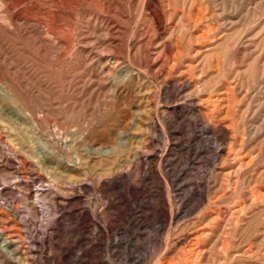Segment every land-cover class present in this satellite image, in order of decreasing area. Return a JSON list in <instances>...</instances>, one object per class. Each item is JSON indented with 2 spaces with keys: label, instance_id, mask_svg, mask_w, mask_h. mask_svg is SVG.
Wrapping results in <instances>:
<instances>
[{
  "label": "bare ground",
  "instance_id": "6f19581e",
  "mask_svg": "<svg viewBox=\"0 0 264 264\" xmlns=\"http://www.w3.org/2000/svg\"><path fill=\"white\" fill-rule=\"evenodd\" d=\"M118 2L0 0V100L15 108L24 121H28L26 128L43 140L44 153L54 165L53 168L45 166L30 146L24 131L16 127V123L0 117V129L7 132L13 141L12 146L9 145L12 156L0 150V174L6 180H15L8 187L0 184V208L5 206L12 213V217H8L0 210V245L6 251L0 249V264H26L29 262L28 257L39 254L37 247L40 243L26 241L27 238L21 234L24 232L25 236L26 232L20 230L24 229V225L33 227V216L42 207H46L47 220L39 227L41 242H49L52 233L61 230V220L70 219L72 221H68L70 223H66V227L75 233L81 232V236L88 233V228L91 229L85 247L93 250L107 236L104 229L110 234L114 230L115 222L110 217L119 207L124 212L144 213L140 200L145 187L157 185L158 176L154 169L158 173L160 169L163 170L162 158L154 165L157 159L154 137L157 134L165 135V131L170 138V142H167L174 148L181 147L189 165L193 166L196 161L201 163L208 154L216 163L219 162L217 169L208 174H217L219 182H213L216 184L212 186L206 182L205 187L194 182L191 184L192 193L199 194L203 205L205 203L208 207L204 212V221L207 223L198 228V221L197 224L191 221L180 229L179 234L185 232L186 227L192 229V232L175 238L174 258L167 260L172 249L166 245L154 264H264V235L257 237V240L260 237L263 240L257 242V246L248 243L240 248V244L232 243L226 237L227 234L224 236L222 232L223 237H220L217 245L213 244L215 248L208 249L203 245L205 241L202 232L206 234L205 231L214 229V225L221 221L224 230H229L231 226L238 229L245 214L258 217L254 213L258 211L256 207L264 204V187L249 184L248 189L242 191L239 188L242 184L237 180L245 172L244 169L253 163L251 157L245 154L249 148L245 129L236 120L239 110L234 99L238 81L236 83L232 76L214 90L199 85L206 71L203 66L199 68L202 60L198 65L197 59L216 45L215 39L219 36L217 28L207 24L209 17L201 13V10H206L208 0L188 1L185 23L181 28L168 22L174 12L168 10L179 0H125L134 15L136 27L143 35L151 27L156 36H167L161 45L162 49L158 48L165 52V59H161L163 61L160 63L146 60L150 65L147 63L141 70L151 72L152 79L159 84L158 95L163 99L164 106L172 98L177 104L164 107L160 113L154 110V113L147 115L142 114L139 107L130 106V102L137 100L142 92L145 82V78L141 77L143 72L141 74L133 70L128 43L125 55L115 52L117 49L113 35L120 30L116 6ZM92 9L96 14L91 13ZM87 25L97 29L102 40L98 46L94 42L95 35L86 32ZM190 30L194 34L187 36ZM230 40L234 45L239 44L237 38ZM74 61L80 62L81 66L83 64L82 68L85 65L88 70L67 69L66 65ZM102 91V99L97 105L91 108L85 105L91 94L98 96ZM42 93L48 96L45 98ZM127 101L129 108L124 109L123 105ZM35 117L54 126V136L60 143L57 149L52 148L43 128L36 130L34 125L31 126L30 122ZM56 118H63L60 121L64 125H58ZM181 135L183 138L177 137ZM128 155L140 171H137L136 182H129L133 175L125 169L123 160ZM169 184L172 185V182ZM155 188L152 194H155L158 208L152 217L156 219L163 216L169 221L178 219L182 209L179 205L180 190L176 187L164 197L161 190ZM203 191L206 197L202 196ZM15 192L20 194L19 198L7 205L1 203L3 196ZM231 200L233 203L228 205L230 202H227ZM170 203L178 205L173 210ZM222 205L224 209L219 207ZM259 212H262L260 208ZM101 223L107 224L104 229ZM260 224L264 230V219ZM116 238L106 244L111 250L116 248ZM128 248L121 255L122 261H127L131 255ZM214 250L219 255L217 258L213 256Z\"/></svg>",
  "mask_w": 264,
  "mask_h": 264
},
{
  "label": "rangeland",
  "instance_id": "374dc122",
  "mask_svg": "<svg viewBox=\"0 0 264 264\" xmlns=\"http://www.w3.org/2000/svg\"><path fill=\"white\" fill-rule=\"evenodd\" d=\"M116 1L117 2L119 1L116 6H117L118 13H119L118 16L120 17L118 18V24L120 26V30L119 32L114 33L113 35V41H114V44H116L115 47L117 49L115 50V52H117L118 54L120 53V55H125L126 50H127L125 49V47H126V44L128 43L127 44L128 49L131 52L130 63L132 65V68L135 71L138 70L137 72H140L141 74L143 72L141 77L145 78L143 79V82L144 81L145 82L143 83L142 92L140 93L137 100L130 102V106L139 107L140 112L141 113L143 112L142 114L144 115H147L149 113H154V110H156L157 113L158 112L160 113L164 109V107H173L174 105L177 104V102H174V99L172 98L169 100L168 102L169 104L164 106L163 99L159 97L158 95L159 84L155 82L154 79H152L151 72L147 70L145 71L141 70L145 68V65L148 62L160 63V61H163L165 59L166 54L163 50H161L162 49L161 45L164 44V39H166L167 36H164V37L156 36L155 34H153L154 32L151 27L147 29V32H146L147 35L146 34L143 35V32L142 31L140 32L139 29L136 27L134 15L132 14V11H130L128 7L126 6L125 0H116ZM188 1L189 0H179V2L176 5H172L170 7L168 11L170 13L174 11L172 13L173 14L172 18L168 20V22L170 21V25L176 24L175 26L177 28H181L182 25H184L186 13H187L186 5ZM91 13H93V15L96 14V12L93 9L91 10ZM201 13L203 16L206 15L207 17H209L207 24L212 26L214 29L217 28L216 32L218 33L219 36L216 37L215 39L216 45L210 51H208V53L201 55V57L199 56L201 59L200 58L199 60L197 59L196 63H198V65L201 62L200 60H202V63L199 65V68L203 66L204 69L203 67L202 69L204 70V72L206 71V75H207V76L205 75V78L200 82L199 85L201 87L204 86L203 88L207 90H210V89L214 90L219 85H221L220 84L221 82L225 81L226 79L232 76H234V78L236 79V83L238 81L236 96L234 99L235 103L238 106V110H239V117L236 120L241 124L242 128L245 129L244 130L246 134L245 138H247L246 139L248 143L247 147H249L247 148L248 153L245 152V154H248L246 156L251 157L253 163L251 164L252 166H250L252 169L250 167L248 169H244L245 172H243L237 180L238 182L240 181L239 183L242 184L239 187L240 190L242 191L247 190L248 189L247 187L249 184L250 185L255 184L260 187H264V0H208V3L206 5V10L205 9L201 10ZM180 17H183V18L180 19ZM174 18H177V19L174 20ZM87 26L88 27L85 26L86 32L92 33L93 36L95 35L94 37L96 40L94 42H96L97 43L96 45L98 46V44L101 43L102 40L101 38H99L98 33L96 32L97 29H94V28L92 29L93 27L92 25H87ZM191 33L194 34V32L190 30L187 36L193 35ZM128 36H130L131 38ZM233 38L239 39V44L234 45L235 43L231 42L230 40ZM158 48H161V49H158ZM158 54L159 55L161 54V55L159 56ZM78 57L80 56H77V58ZM214 59H217V60L215 61ZM146 60L148 62H146ZM75 62L77 61H74L73 64L70 63L66 65V68L67 69H70V68L77 69V70L84 69V68L87 69L85 65L82 68L83 64L81 66L80 62H77V63ZM148 65L150 64L148 63ZM214 65L215 67L213 68ZM101 93L102 94L98 96L91 94L88 97V99H86L88 103L85 105L90 108L97 105L101 101L102 99L101 95H103L104 91H102ZM42 96L46 98L48 95L46 93H42ZM35 101L37 100L35 99ZM87 101H85V103ZM126 103L123 105L124 109L129 108V105H128L129 102L127 101ZM6 106L7 105L0 100V117L2 119L3 118L7 120L9 119V122L11 123H16L14 125L15 126L17 125L16 127L21 128L24 131L25 136L30 146L37 154V157L39 158V160L43 162L45 166L49 168H53L54 166L53 162L50 161L46 157V154L44 153L43 140H41L39 135H35L34 133H32L26 128L27 126L26 123L28 121H24V119L18 114L17 110L15 111V108H12L9 106L6 107ZM35 110L37 109L35 108ZM39 118L35 117L34 118L35 121L33 119L32 120L33 122H30L32 123L31 126L34 125V128L36 130L43 128L46 134V137L48 138L50 142V145H52L53 149H57L60 146V143L57 141V139L54 136L55 135L54 126L52 124L51 125L47 124L45 120H43L42 118L41 120ZM62 119L56 118V122L58 125L59 124L64 125V123H62L63 121ZM35 124L38 127L35 126ZM138 135H140V133H138ZM177 137L181 138L182 135L177 136ZM154 141L155 143L153 146L157 152L156 154L157 159L154 165L155 166L157 165V160L159 158H162L163 163H164V164L162 163L163 170L160 169L159 173L158 171H156V169H154V172L158 176V183L155 187H157L158 190L159 189L161 190V193L163 194L164 197H167L166 195H169L170 190L172 189L175 190L178 188V190H180L179 191L180 192L179 193L180 194L179 205L181 206L182 209H181V213L178 219L169 221L165 219L163 216H160L156 219L152 217L154 216V212L158 208V203L155 198V194H152L154 193L155 191L154 189L156 188L154 186L148 185L145 187V193L144 195H142V198L140 200V203L143 205L145 212L144 211H143L144 213L138 212V214H137V211H134L133 213L124 212L119 207L118 210L113 212L114 215L110 217L111 220L115 222L114 224L115 226L113 228L114 230H112L111 234L110 232L107 233L108 232L106 231L107 229L106 230L104 229V225H107V224L103 225L101 223L100 226L102 227V229H104V232H106L107 238L104 237L102 242L95 248V250H93V249H89L85 247V245L87 246V241L85 240H88L90 238L91 229L89 230L88 228L86 231L88 233H85V235L83 234L81 236L80 235L81 232L75 233V231L69 230V228L66 227L72 221L70 219L61 220L62 222V223L60 222V226L62 225L61 230L59 229L56 232H53L52 233L53 236H51L52 239H50L49 242L47 243L41 242L40 241L41 229L39 227L45 224L47 220L46 219L47 218L46 207H42L38 210V213L35 214L36 216L35 215L33 216V219H32L33 227H30L29 225L23 226V224L21 225V223L19 222V219L15 218L16 222L17 223L19 222L18 224L24 227V229L20 231L21 232L25 231L26 232L25 236H24V232L23 233L20 232V233L22 234L23 237L27 238L26 241L28 242L35 241L38 244L40 243L43 245L42 246L39 244L41 247L38 245L37 253L39 252V254L33 255L32 256L33 258L31 256L28 257L27 261L29 262L26 264H68V263L69 264L70 263L71 264H74V263L75 264H94L95 262L96 264H99V263L100 264H127V263L128 264H146V263L154 264L155 260L158 257H160V255H162L163 248L166 245H168L169 249H172L169 252V255L167 256V260L174 258L175 252H173L174 250L173 241L175 240V238H177L181 234L186 235L192 232L191 231L192 229H190L189 227H186L185 232L179 234L180 229L185 227L191 221L196 222V224L198 221V224H197L198 228H202L207 223L206 220L204 221L205 219L204 212L206 211V209L208 210V207L207 205H205V203L203 205V202H202L203 199L199 198V194L194 195V193H192L193 186L191 184L194 182L196 184L197 183L202 184L203 187H205L206 182H210V186L218 183L219 178L217 177V174L215 175V173H211L210 176H208V174H210L211 171H214L217 169L219 162L216 163L213 160L212 156L208 154L205 157V159L202 161L203 163L196 161L193 166L189 165V160L187 156L185 155V152L181 151V147L174 148L171 145V143H168L170 142V138L168 137L166 131H165V135L157 134L156 137H154ZM11 144H13V141L11 140L8 133L0 129V148H1L0 150L1 152L5 155L9 154L8 156H12L13 153L11 149H9L12 146ZM129 156L130 155H128V157ZM128 157L126 160L124 159L123 161L125 163L126 171L128 170V172H130V174L133 175L131 179L129 180V182L131 181L136 182L137 180L136 174H137L138 168H137L136 163H133L131 161V156L130 158ZM165 161H167L166 164H165ZM14 162L17 165L16 167L19 168L17 161L14 160ZM258 172L260 173L258 174ZM138 173H140V171H138ZM165 173L167 175H165ZM1 175L2 174H0V184L3 183L2 184L3 186L8 187V184H10V182L11 183L15 182V180H10V179L6 180V178H4V175L2 176ZM204 175L206 177L204 180H202L203 179L202 177ZM243 175L244 177L242 178ZM255 176H257L258 178ZM4 180L7 183H5ZM252 181L254 182L252 183ZM29 182L31 181L29 180ZM169 182H172V185H170ZM213 182H216V183H213ZM9 188L13 189V187L11 186ZM199 191H201V188L199 189ZM19 196L20 194L17 192L13 194L5 195L1 198V203L2 204L4 203V205L10 204L15 199L19 198ZM202 196L206 197V192L203 191ZM232 203H233L232 200L227 202L228 205H231ZM176 205L178 204L170 203V207L173 210L175 209ZM20 207L22 206L20 205ZM219 207L222 209L225 208L223 205ZM256 208L258 209L257 211L258 213L256 211L254 213L255 215L258 214V217L255 216L253 218V216L245 214V216L241 218L242 221L240 222L242 223H239L238 229L231 226L229 230H226V229L224 230L223 228L224 224H223V221H221L214 225V229H211L210 231H205L206 234L202 232L203 234L202 238H204L203 240L205 241L203 245H205V247L207 246L208 249L215 248L214 245H217L218 243L217 241L220 239V237H223L222 232H224V236H226L227 234L226 237L228 238V240L231 239L232 243L236 242V244L237 243L240 244L239 245L240 248L245 247L248 243H251L253 246H257L259 244L257 242L263 241L261 240L262 239L261 237L258 238L259 240L258 241L257 237L264 235L263 227L260 224L261 220L264 219V213H263L264 204L260 206L258 205ZM259 208L262 212H259ZM42 209L44 210V213ZM0 210L3 211V213L7 214L8 217H12V213L5 206L1 207ZM252 219L254 220V224H253ZM63 223L65 224L68 223V224L65 225ZM62 227H63V230H62ZM257 228L259 229V231ZM256 229H257V232H256ZM68 230L71 233L68 232ZM219 230H221V233ZM216 231H219V232L216 233ZM260 231L262 232V234ZM207 232H209L210 234L209 236H207ZM218 233L221 236H219ZM55 235L57 237H55ZM74 235H76V237ZM115 237L118 238V239L116 238L118 242L116 244V248L111 250L110 248L107 247L106 244L108 242H111V240H114ZM30 238L33 240H31ZM53 239H55V241ZM232 239L236 241H233ZM78 242L79 244L77 245ZM82 246L85 247V249L82 248ZM127 247H129L127 250L129 251L128 253H130L132 256L129 255V257L127 258V261H122L121 255L125 252V249ZM0 249H2L1 251L3 252L5 251L2 245H0ZM80 250L82 251L79 252ZM212 253H213L214 258H217L219 256L216 250L212 251ZM116 255H117V259L115 257ZM112 256L115 258H113ZM32 261L33 263H31ZM75 261H77L78 263Z\"/></svg>",
  "mask_w": 264,
  "mask_h": 264
}]
</instances>
